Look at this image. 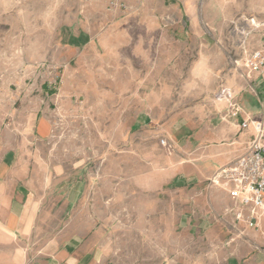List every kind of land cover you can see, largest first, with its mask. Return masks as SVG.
<instances>
[{
	"label": "rangeland",
	"instance_id": "obj_1",
	"mask_svg": "<svg viewBox=\"0 0 264 264\" xmlns=\"http://www.w3.org/2000/svg\"><path fill=\"white\" fill-rule=\"evenodd\" d=\"M163 2L0 0V82L32 90L50 124L33 264H65L74 233L97 264H244L261 252L219 176L239 156L217 168L212 157L249 86L264 0Z\"/></svg>",
	"mask_w": 264,
	"mask_h": 264
},
{
	"label": "crops",
	"instance_id": "obj_2",
	"mask_svg": "<svg viewBox=\"0 0 264 264\" xmlns=\"http://www.w3.org/2000/svg\"><path fill=\"white\" fill-rule=\"evenodd\" d=\"M168 1L163 3L173 9L180 4L188 7L193 0ZM249 77V86L235 92L237 114L231 116L228 110L221 117L229 143L219 147L212 157L215 168L235 160L245 150L253 127L249 124L241 130L242 122L264 114V76L250 73ZM32 92L27 88L13 90L10 85L0 82V264H33L27 253L35 244L34 237H37L42 215L46 213L50 172L47 165L40 163L43 155L39 147L50 134V124L45 116L39 117L38 111L32 110L34 99L28 95ZM258 231H264V219H261ZM71 241L73 244L60 252L57 262L100 263L95 246L83 235L74 233ZM247 253L244 264H262L263 253L250 249ZM234 264L239 261L235 260Z\"/></svg>",
	"mask_w": 264,
	"mask_h": 264
},
{
	"label": "built area",
	"instance_id": "obj_3",
	"mask_svg": "<svg viewBox=\"0 0 264 264\" xmlns=\"http://www.w3.org/2000/svg\"><path fill=\"white\" fill-rule=\"evenodd\" d=\"M245 67L249 73L264 76V30L259 46L248 54ZM225 91L221 94L226 93L231 98L232 93ZM231 107L235 116L239 111L238 106L233 103ZM249 124L253 127V133L244 153L221 170L219 176L236 206L235 218L259 230L261 219H264V114L255 120L242 122L241 128L246 129ZM260 238V251L264 254V231H260Z\"/></svg>",
	"mask_w": 264,
	"mask_h": 264
}]
</instances>
